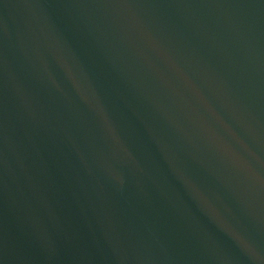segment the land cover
I'll list each match as a JSON object with an SVG mask.
<instances>
[{"label": "water", "instance_id": "95a60500", "mask_svg": "<svg viewBox=\"0 0 264 264\" xmlns=\"http://www.w3.org/2000/svg\"><path fill=\"white\" fill-rule=\"evenodd\" d=\"M0 264H264V0H0Z\"/></svg>", "mask_w": 264, "mask_h": 264}]
</instances>
